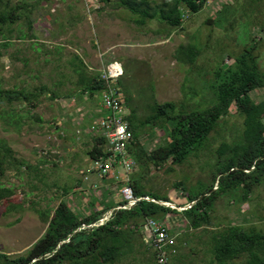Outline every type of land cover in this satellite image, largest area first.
<instances>
[{
    "label": "rangeland",
    "instance_id": "rangeland-1",
    "mask_svg": "<svg viewBox=\"0 0 264 264\" xmlns=\"http://www.w3.org/2000/svg\"><path fill=\"white\" fill-rule=\"evenodd\" d=\"M5 1L2 7L8 5ZM150 1L159 4L170 0ZM9 3L26 6L24 14L29 16L31 28L20 20L14 26L11 44L0 47V81L4 88H42L46 93L30 110L33 119H28L19 131L0 121V140H5L18 163L26 166L20 170L6 167L2 178L6 186L13 188V194L0 201V254L11 258L25 255L42 237L46 215L61 200L78 212L90 209L88 204L94 196L102 202L105 188L93 192L95 182L89 186L91 181L103 180L89 171L92 158L88 155L95 145L93 137L98 135L90 127L101 117L99 98L78 96L77 78L70 65L73 55L82 59L90 73L99 72L105 63L120 61L125 71L120 91L126 108L132 109L139 120L151 113L154 103L174 102L192 110L202 102L207 107L213 70L231 64L251 44L256 45L254 53L264 72V0H207L200 11L183 12L179 27L158 20L139 26L135 23L137 16L127 9L98 0ZM19 31L28 37L19 39ZM189 43L195 45L199 55L194 64L179 63L175 51L179 45ZM53 94L55 98H49ZM165 126L140 125L133 133L145 148L152 149L169 141ZM243 129V116L232 107L199 153L183 164L168 163L143 171L136 165L133 175L141 176L145 191L182 205L176 209L171 206L180 212L192 205L186 204V194L217 188L219 150L223 144L239 143ZM107 185L109 200H118V188L112 182ZM241 195L242 190L221 193L214 202L210 226L199 229L190 228L181 214L163 212L173 224L177 223L169 228L177 237L168 264H217L213 261L212 234L230 223L264 232V180L253 187L246 200L242 201ZM154 217L160 219L162 215ZM143 230H127L130 249L114 264H157L151 247L144 244ZM243 260L227 264H243Z\"/></svg>",
    "mask_w": 264,
    "mask_h": 264
},
{
    "label": "trees",
    "instance_id": "trees-1",
    "mask_svg": "<svg viewBox=\"0 0 264 264\" xmlns=\"http://www.w3.org/2000/svg\"><path fill=\"white\" fill-rule=\"evenodd\" d=\"M3 1L0 0L1 5ZM98 1L127 9L137 16L135 23L139 26L151 20H158L170 27H179L182 24L183 12H198L207 2L170 0L158 4L150 0ZM5 2L8 5H0L1 48L11 44L14 26L20 20L24 19V23L31 28V20L24 14L26 6H9V0ZM16 37L26 39L28 35L19 31ZM255 47V44L245 47L231 64L213 70L207 107L202 102H197L192 110L174 102L154 103L151 113L144 120L137 119L132 109L126 116L132 133L140 125L152 128H166L165 125H168L169 141L152 149L145 148L133 133L128 151L143 171L151 166L162 167L168 163L181 165L189 156L199 153L219 122L234 107L235 111L243 116L244 129L239 143L223 144L219 150L215 165L216 189L208 187L198 192L185 193L188 196L186 204L192 205L180 212L144 200L129 210H117V204L107 201V195L101 198L102 202L94 198L88 204L90 209L78 212L68 201L61 200L52 213L46 215V230L28 252L15 258L0 254V264H114L130 249L127 230H139L144 226L147 217L160 213L163 216V212L181 214L190 228L199 229L210 226V214L216 198L221 193L242 190L240 199L246 200L253 187L264 180V72L260 69L254 53ZM34 49L40 51L41 48L34 46ZM198 55L199 50L192 43L179 45L175 51L177 61L187 65L194 64ZM70 65L77 78L75 83L78 96L95 99L104 85L98 72L90 73L78 55L71 57ZM42 93L46 94L42 88L39 91L17 87L4 88L0 81V121L19 131L28 119H33L30 110L38 106ZM49 98H55V95H50ZM93 139L95 145L88 152L91 158L102 151L101 138L94 136ZM6 167L17 170L26 168L15 159L9 144L0 140V201L13 194V188L2 182ZM131 177V185L137 196L170 202L167 197L162 198L154 192L145 191L139 174ZM110 209L113 211L108 221L99 226H92ZM246 228L244 225L230 223L212 234L215 263L227 264L244 258L243 264H264V232Z\"/></svg>",
    "mask_w": 264,
    "mask_h": 264
},
{
    "label": "built area",
    "instance_id": "built-area-1",
    "mask_svg": "<svg viewBox=\"0 0 264 264\" xmlns=\"http://www.w3.org/2000/svg\"><path fill=\"white\" fill-rule=\"evenodd\" d=\"M98 75L104 83L97 93L98 107L102 114L94 120L90 128L96 130L97 137L101 138L102 151L92 158L89 171L101 179L109 177L118 186L115 196L120 203L115 208L117 210H129L141 200L160 204V201L148 196H137L131 185V173L135 170L136 161L128 151L133 133L128 127V110L119 86V81L124 75L123 65L116 60L110 61L103 65ZM84 179L88 180L89 177L85 176ZM112 211L105 213L92 226L104 224L109 220ZM145 225L151 231L150 246L156 263L168 264V250L174 239L166 224L151 216L146 218Z\"/></svg>",
    "mask_w": 264,
    "mask_h": 264
},
{
    "label": "crops",
    "instance_id": "crops-1",
    "mask_svg": "<svg viewBox=\"0 0 264 264\" xmlns=\"http://www.w3.org/2000/svg\"><path fill=\"white\" fill-rule=\"evenodd\" d=\"M117 61V60H116ZM120 62V61H119ZM122 79V78H121ZM120 79V80H121ZM120 86V85H119ZM96 99V98H95ZM97 108H98V105H97ZM98 110V109H97ZM128 110V109H127ZM128 113H129V110H128ZM100 114H102V112L100 111ZM131 156H132V154H131ZM134 172V171H133ZM122 174V173H121ZM134 173H131V176L133 175ZM132 178V177H131ZM96 180V179H95ZM103 181H101V183L100 182H97V180L96 181H91L90 182V185L89 186H91L93 183L92 182H95V184H93L92 185V191L93 192H95V190L97 189V188H102V187H104L105 188V190H104V193H102L101 195L102 196H105V195H107V201H110L109 200V196L110 195H108L109 194V191H110V189L108 188V185L107 184H110V182H112V184L114 183L113 182V180L112 179H110L109 177L108 178H103L102 179ZM109 182V183H108ZM111 186H113V185H111ZM114 187H115V189H117V185L114 183ZM94 189V190H93ZM94 198L96 199V201H97V197L96 196H94ZM93 198V199H94ZM118 199V198H117ZM116 200V199H115ZM114 203H116L117 204V206L119 205V203H120V201L119 200H116V201H113ZM176 205V204H175ZM116 206V207H117ZM165 207H168V208H170L171 209V206H165ZM111 210H113V209H110L108 212H110ZM107 213V212H106ZM165 217L167 218V220L165 219ZM180 219H181V217H180ZM160 220L163 222V223H165L166 224V226H167V228H168V230H169V228L170 227H176L177 226V223H172L173 222V219L168 215V213L167 214H165V215H163L162 217H160ZM186 222V221H185ZM170 225V226H169ZM144 226H145V224H144ZM144 226H142L140 229H144ZM139 229V230H140ZM135 231L137 230V231H139L138 229H134ZM182 231V230H181ZM169 234L173 237V239H174V241H173V244L169 247V250H168V253L170 254V253H173L172 251H171V249H173V245H174V243H175V238L177 237V235L175 236V235H172L171 233H170V230H169ZM141 235H142V233H141ZM142 237H143V239L145 238L144 237V235H142ZM145 241H144V244H146V245H148L149 246V244H148V241L146 240V239H144ZM149 247H151V246H149ZM153 252V251H152ZM175 252H176V249H175Z\"/></svg>",
    "mask_w": 264,
    "mask_h": 264
},
{
    "label": "water",
    "instance_id": "water-1",
    "mask_svg": "<svg viewBox=\"0 0 264 264\" xmlns=\"http://www.w3.org/2000/svg\"><path fill=\"white\" fill-rule=\"evenodd\" d=\"M160 204L163 205V206H173L176 208H178V206H176L175 204L173 203H169V202H164V201H160ZM141 233L144 235L145 239L148 241V244L150 246V241L152 240V235H151V231L149 229V227L147 225L144 226V230L141 231Z\"/></svg>",
    "mask_w": 264,
    "mask_h": 264
}]
</instances>
